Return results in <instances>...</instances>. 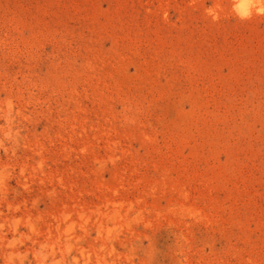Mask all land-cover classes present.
I'll list each match as a JSON object with an SVG mask.
<instances>
[{
	"label": "rangeland",
	"instance_id": "rangeland-1",
	"mask_svg": "<svg viewBox=\"0 0 264 264\" xmlns=\"http://www.w3.org/2000/svg\"><path fill=\"white\" fill-rule=\"evenodd\" d=\"M0 264H264V15L0 0Z\"/></svg>",
	"mask_w": 264,
	"mask_h": 264
},
{
	"label": "clouds",
	"instance_id": "clouds-1",
	"mask_svg": "<svg viewBox=\"0 0 264 264\" xmlns=\"http://www.w3.org/2000/svg\"><path fill=\"white\" fill-rule=\"evenodd\" d=\"M233 11L242 20L250 19L253 12L264 15V0H233Z\"/></svg>",
	"mask_w": 264,
	"mask_h": 264
}]
</instances>
